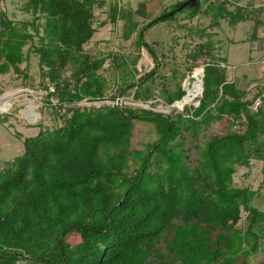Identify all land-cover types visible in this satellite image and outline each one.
<instances>
[{"label": "trees", "instance_id": "16d2710c", "mask_svg": "<svg viewBox=\"0 0 264 264\" xmlns=\"http://www.w3.org/2000/svg\"><path fill=\"white\" fill-rule=\"evenodd\" d=\"M24 1L34 16L31 24L0 13V74L28 77L21 64L35 53L45 89L64 112L59 126L38 124L37 135L23 138V153L0 169V264H252L264 252V210L254 205L258 190L235 186L233 178L237 166L248 167L251 160L262 162L264 174V107L253 109L264 89L248 98L245 89L227 79L220 58L210 54L202 96L198 106L184 109L187 116L117 103L80 106L108 99L100 73L104 58L83 50L100 27L94 26V9L104 2ZM185 1L142 27L137 47L145 48L156 65L137 82L122 76L121 94L134 88L135 100L152 99L148 83L159 65L144 33L176 20L185 9L191 17L201 13V0L178 10ZM218 1L203 11H211L210 25L251 19L247 8L229 10L227 0ZM110 11L112 22L129 21L124 35L130 38L138 27L132 12L121 11L115 2ZM261 23L255 22L254 32ZM205 48L210 52L212 42L199 45L193 57ZM67 70L72 72L66 77ZM185 94L181 84L159 93L167 104ZM224 118L239 129L211 135L196 146L191 160L182 134L198 135ZM6 119L0 115V124ZM137 121L152 124L157 134L142 149L131 144ZM242 211L246 217L239 226Z\"/></svg>", "mask_w": 264, "mask_h": 264}, {"label": "rangeland", "instance_id": "374dc122", "mask_svg": "<svg viewBox=\"0 0 264 264\" xmlns=\"http://www.w3.org/2000/svg\"><path fill=\"white\" fill-rule=\"evenodd\" d=\"M99 1L104 2V5L95 7L93 22L94 26L99 25L100 27L83 45V50L94 57L104 58L100 73L107 81L108 99L97 102L83 101L79 103L80 106L101 107L117 103L121 106L130 105L136 108L151 109L162 114H169L173 118H177L180 114L187 116L184 109L198 106L203 89L196 98L185 103L182 107L167 104L159 93L165 87L175 90L178 84H181L185 90V80L189 78L190 82L194 81L190 77L193 69L204 68V63L210 61V54L220 58L217 61L221 67L225 68L227 79L236 82L238 87L245 89L248 92V98H253L258 91L264 89V24L258 25L255 32L253 31L255 24L253 20L241 22L233 27L228 24L226 19H221L218 25L212 26L210 25L211 17L199 13L191 17L188 13L190 10L185 9L177 14L176 20L158 23L144 33L145 41L151 44L156 52L159 65L154 75V81L148 83L153 88L152 99L148 101L135 100L133 97L134 88L128 89L126 94H121L118 89L123 83L122 76H125L129 82H137L141 76L155 67L156 63L152 55L145 48L138 49L136 42L142 27L162 15L163 11L160 13L157 10L148 12L145 7L146 0ZM241 1L245 5L246 2L248 3V0ZM110 2L119 4L123 12L128 10V6L137 9L131 11L132 18L138 22V27L130 38H126L124 35L128 27V20L119 18L116 22L111 21ZM174 2L175 0L169 1L172 4ZM212 2L214 5L219 3L218 0ZM249 11L251 14L253 13L252 10ZM1 12H5L16 23L31 24L34 19L31 11L27 10L24 0L0 1ZM262 17L264 23V15ZM202 29L205 33L198 31ZM29 30L34 32L31 25H29ZM258 36L260 40L256 41ZM209 41L213 46L211 53L205 48L198 57H193V54L198 51L199 45ZM34 42L35 44L39 43L37 38ZM31 43L28 42L24 48L25 51H28ZM136 57H138V61L134 63L133 60ZM221 58L226 60H221ZM21 68H27L28 77H25V74L18 76L13 71L4 75L0 74V115H7L6 121L0 124V169L5 162L11 161L23 153V138L37 135L40 130L38 124L52 128L62 123L59 114L63 113L64 109L55 106L58 104L57 97L50 96L48 90L45 89L38 56L31 53L28 62L21 64ZM71 72V70H67L64 76H70ZM71 79L73 80V78ZM111 95L117 96L115 101L109 99ZM260 105L264 107V97L256 100L253 109L256 110ZM191 112L192 109L188 114ZM229 122L228 118L212 121L195 136L184 132L182 135L185 137V148L190 159H195L197 155L196 146H202L203 142L211 135L239 129L238 125L230 126ZM156 139L157 134L152 124L140 121L135 123L131 139L133 148L142 149L145 143ZM262 167V162L258 160H251L248 167L237 166L233 180L235 186H248L258 190L254 205L264 210ZM241 216L242 220L239 226H243L246 212L242 211ZM76 240L75 236L70 239L73 243ZM252 264H264L263 251L253 257Z\"/></svg>", "mask_w": 264, "mask_h": 264}, {"label": "crops", "instance_id": "0c3cea01", "mask_svg": "<svg viewBox=\"0 0 264 264\" xmlns=\"http://www.w3.org/2000/svg\"><path fill=\"white\" fill-rule=\"evenodd\" d=\"M110 1H112V0H110ZM169 1L170 0H146L145 1L146 2L145 7H146L148 12H151L152 10H157V12L160 13V12L164 11V9L170 8L173 4L178 3L180 1H183V0H175V2L173 4L169 3ZM201 1H203V4L201 7V13L200 14L210 17L212 15L211 11L209 13H206V14L203 11L207 10L210 2H212L213 0H201ZM221 1H223V0H221ZM118 6H119V8H121V6L119 4H118ZM236 7H242V8L244 7V8H247L248 10H252L253 13L250 14L252 17L250 20H253L254 21L253 23L261 20V22L263 23L262 15H264V0H248V3L246 2V5L242 4L241 0H227V8L229 10H233ZM127 9L130 11L137 10L135 7H129V6L127 7ZM255 11H256V13H255ZM133 20L137 21L136 19H133ZM250 20H247V21H250ZM241 22H246V21H240L236 25L240 24ZM262 23H261V25L264 24V23L263 24ZM236 25H232V26L235 27ZM254 26H255V24H254ZM254 26H253V31H254ZM259 40H260V38L258 36V39L256 41H259Z\"/></svg>", "mask_w": 264, "mask_h": 264}, {"label": "bare ground", "instance_id": "6f19581e", "mask_svg": "<svg viewBox=\"0 0 264 264\" xmlns=\"http://www.w3.org/2000/svg\"><path fill=\"white\" fill-rule=\"evenodd\" d=\"M203 68L196 67L193 69L190 77L193 78V82H190L189 78L185 80V90L186 95L181 101H177L174 105L182 107L185 103L193 100L202 92V77H203ZM32 110V109H30Z\"/></svg>", "mask_w": 264, "mask_h": 264}, {"label": "water", "instance_id": "95a60500", "mask_svg": "<svg viewBox=\"0 0 264 264\" xmlns=\"http://www.w3.org/2000/svg\"><path fill=\"white\" fill-rule=\"evenodd\" d=\"M196 2H197V0H186L183 4H181L180 6H179V8H178V10H180V9H182V8H184L185 6H191V7H193V6H195L196 5ZM175 13V11H171L169 14H174ZM203 72H204V68H203ZM203 76H204V73H203ZM202 84H203V81H202ZM177 101H175L173 104H175Z\"/></svg>", "mask_w": 264, "mask_h": 264}]
</instances>
